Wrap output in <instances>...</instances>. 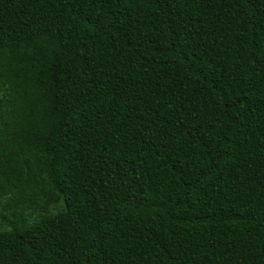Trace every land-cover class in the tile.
<instances>
[{"label":"trees","instance_id":"obj_1","mask_svg":"<svg viewBox=\"0 0 264 264\" xmlns=\"http://www.w3.org/2000/svg\"><path fill=\"white\" fill-rule=\"evenodd\" d=\"M0 264H264V0H0Z\"/></svg>","mask_w":264,"mask_h":264}]
</instances>
